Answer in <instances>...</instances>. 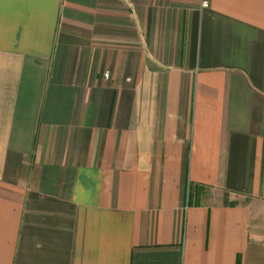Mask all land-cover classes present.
I'll return each mask as SVG.
<instances>
[{
    "label": "crops",
    "instance_id": "0c3cea01",
    "mask_svg": "<svg viewBox=\"0 0 264 264\" xmlns=\"http://www.w3.org/2000/svg\"><path fill=\"white\" fill-rule=\"evenodd\" d=\"M0 264H264V0H0Z\"/></svg>",
    "mask_w": 264,
    "mask_h": 264
},
{
    "label": "built area",
    "instance_id": "2783aa9c",
    "mask_svg": "<svg viewBox=\"0 0 264 264\" xmlns=\"http://www.w3.org/2000/svg\"><path fill=\"white\" fill-rule=\"evenodd\" d=\"M209 1L208 0H203V5L204 6H208ZM106 76H108V72L106 73Z\"/></svg>",
    "mask_w": 264,
    "mask_h": 264
},
{
    "label": "rangeland",
    "instance_id": "374dc122",
    "mask_svg": "<svg viewBox=\"0 0 264 264\" xmlns=\"http://www.w3.org/2000/svg\"><path fill=\"white\" fill-rule=\"evenodd\" d=\"M209 1V0H208Z\"/></svg>",
    "mask_w": 264,
    "mask_h": 264
}]
</instances>
